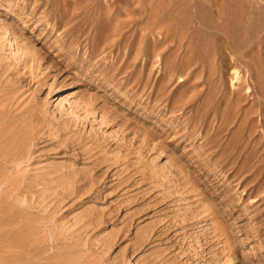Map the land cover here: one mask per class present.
<instances>
[{
	"label": "rangeland",
	"instance_id": "obj_1",
	"mask_svg": "<svg viewBox=\"0 0 264 264\" xmlns=\"http://www.w3.org/2000/svg\"><path fill=\"white\" fill-rule=\"evenodd\" d=\"M0 264H264V0H0Z\"/></svg>",
	"mask_w": 264,
	"mask_h": 264
}]
</instances>
